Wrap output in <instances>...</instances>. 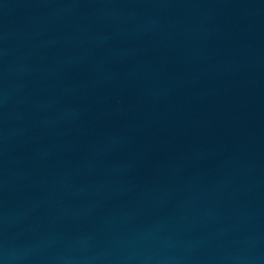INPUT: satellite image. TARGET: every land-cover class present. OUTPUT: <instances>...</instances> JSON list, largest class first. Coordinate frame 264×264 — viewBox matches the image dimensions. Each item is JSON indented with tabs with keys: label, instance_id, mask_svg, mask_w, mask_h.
Instances as JSON below:
<instances>
[{
	"label": "water",
	"instance_id": "95a60500",
	"mask_svg": "<svg viewBox=\"0 0 264 264\" xmlns=\"http://www.w3.org/2000/svg\"><path fill=\"white\" fill-rule=\"evenodd\" d=\"M0 264H264V0H0Z\"/></svg>",
	"mask_w": 264,
	"mask_h": 264
}]
</instances>
